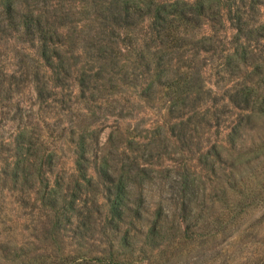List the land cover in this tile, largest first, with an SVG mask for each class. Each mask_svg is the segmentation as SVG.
Returning <instances> with one entry per match:
<instances>
[{"label": "rangeland", "instance_id": "obj_1", "mask_svg": "<svg viewBox=\"0 0 264 264\" xmlns=\"http://www.w3.org/2000/svg\"><path fill=\"white\" fill-rule=\"evenodd\" d=\"M204 1L210 7L209 16L214 21L205 20L206 23L195 30L192 37L213 36L215 44L221 45L219 40H223L225 47L228 48V40L232 38L234 30L229 27V22L224 20V17H227L230 11L234 12L241 0ZM53 4L75 11L67 19L72 23L66 28L71 33L70 41L73 45L70 42L68 44L71 49L74 47L69 54L71 56L91 43L90 36L95 35L93 28L96 27L98 31L101 25L87 21L85 17L88 14L79 13L80 0H59ZM249 4L250 0H247L246 5ZM229 7L232 9L229 10ZM220 20H223V23ZM252 20L264 22V5L260 7L259 14L255 13ZM74 24H79L76 30L73 29ZM145 25L146 23L137 25V28L131 31L135 43L131 51L123 54L118 64L112 61L106 64L100 61H87L89 54L79 59L78 66L84 65L97 72L98 79L95 83L97 89L92 93L90 101L85 102L76 98L77 89L70 80L69 87L55 90L56 94L49 95L50 99H47V102L35 98L36 92L32 83H20L21 91L14 95L17 101H13V104L16 106L18 100L21 101L23 115H29L33 122L28 129L38 133L39 123L42 127L46 126L51 134L47 146L56 151L57 162L51 178L62 182L61 196L78 193L75 189L77 176H73L74 144L71 141L78 138L79 133L85 137L90 162L88 174L95 179H97L95 163L99 162L103 155L108 158V166H121L125 170L136 168L137 162L144 169H134L139 172L134 177V182L138 189L144 190L143 194L145 187L152 186L149 195L145 194L148 200L162 197L173 202L184 201L185 204L191 201L192 206L193 202H198L199 208L205 209L207 218L210 216L211 222L207 223L206 227L196 229L202 237L185 252L175 249L179 245L177 241L167 245L166 241L163 244L156 235L150 239L146 238L144 226H149L154 221L149 212L145 211V220H126L123 224L124 232L129 233L128 242L134 252L131 264H264V189L260 192L257 190L252 200L248 198L249 200L241 204L243 207L237 203L227 205L225 201L228 203L232 201V195L223 192L226 184L233 183L235 178H241V174H247L256 164H260L257 168L259 173L264 155H259L256 159L258 154L253 153L240 158L242 161H239V158L233 160L231 156L235 155L234 153L229 155L232 149L225 139L227 113L219 115L225 110L223 107L225 101L220 99L224 90L236 85L237 82L256 83L259 77L249 74L244 67L237 69L235 74L229 70L221 71L219 51L196 54L191 43L184 51L167 50L162 39L150 37V34L146 33ZM24 38V35H15L0 44V77L2 72L8 78V74L15 71V79L22 82L27 75L29 77L36 73L38 67L35 66L38 65L34 61L35 49H28V44L22 41ZM260 41L264 44V40ZM251 45L256 48L254 51L256 56L248 62L261 64L264 47L262 48L256 40L251 42ZM168 61L172 62L170 69L175 76L188 71L189 66L193 67V70L201 68L204 89L210 88L212 92L209 96L219 98L213 106L207 101L208 93L205 92L203 101L199 99L196 103L201 106L195 114L190 108L185 111L182 117L183 126L179 124L181 121L179 118L175 119V114L168 112L169 101L162 87L157 85L150 91H143L150 83L148 64L155 67L157 63L164 65ZM157 72V69L150 72L155 80L158 79L155 75ZM109 76L112 77L111 81L106 82ZM13 82L12 86L15 89L18 82ZM160 82H164V79ZM114 108H116L114 112L120 114L119 117L109 114ZM11 128H16V123H9L0 115V171H5L6 162L13 161L9 157L11 153H7L6 147L1 143L3 137H14L15 133L11 132ZM242 134L244 139L241 137V140L237 136L235 141L244 147H249L251 142L263 141L264 114L246 124V131ZM213 145H216L214 157L209 153ZM31 154L33 158L35 149L31 150ZM250 157L253 158L252 164L246 163ZM5 158H8L7 161ZM11 167L12 164L8 168ZM169 168L171 171L166 172ZM30 170L32 167L26 170V176L21 173L17 182L12 172L6 176L0 173V256H6L4 259L10 260L16 256L14 251L18 253L23 248V251L29 252L30 255L48 254L51 256L48 261H51L62 254L76 256L81 250L93 252L108 248L114 240L115 233L112 235L107 228L104 229L100 225H89L86 229H73L66 225L60 239L54 241L48 237L44 227L54 223V212L42 209L36 200L28 199L27 194L33 184L28 173ZM160 170L162 172H158ZM263 176L262 171L257 174V179L261 180ZM164 182H171L173 187L171 189L165 187L167 183ZM102 187L101 181L97 179L91 186L82 188V196L88 200L90 208H94V205L92 206L94 200H102ZM162 190L165 191L161 195ZM145 208L143 206L141 211L146 210ZM227 210H231L228 216L235 223L224 226L216 236H212L217 226L212 222L211 216L223 213L227 219L225 215ZM177 225L176 223L169 225L168 237L175 232ZM243 226L246 230L239 234ZM191 229L195 232V227Z\"/></svg>", "mask_w": 264, "mask_h": 264}, {"label": "trees", "instance_id": "obj_2", "mask_svg": "<svg viewBox=\"0 0 264 264\" xmlns=\"http://www.w3.org/2000/svg\"><path fill=\"white\" fill-rule=\"evenodd\" d=\"M245 1L247 2V0H241L234 12L230 11L227 17H224V20L229 22V27L234 30L232 38L228 40L229 47L226 48L223 40H219L221 45L215 44L213 36L192 37L194 31L206 23L205 20L207 22L214 21L209 16L210 7L204 0H195L194 2L188 0H80L79 13L92 15V17L87 15L85 19L96 22L101 27L98 31L96 27L93 28L95 35L91 34L90 44L85 45L82 50H77L81 52H75L69 56L74 47L71 49L68 44L70 42L73 45L70 41L72 40L70 39L71 33L66 28L69 23H72L67 19L74 14V10L63 8V6L57 7V4H53L58 3L59 0H0V44L15 35H24L25 38L22 41L28 44V49H35L34 61L38 65L35 66V68L38 67L36 73L29 77L27 75L22 82L15 79V71L9 73L8 78L2 72L0 77V115L5 121L16 123V128H11V132L15 133L14 137H3L1 140L2 145L6 147L5 151L11 153L9 157L13 161L6 162L7 168L0 173L6 176L12 172L13 178L17 182L20 180V174L23 173L26 176V170L32 167L28 173L33 184L27 197L29 200H36L40 208L54 212V223L44 227V230L48 232V237L54 241L61 238V233L65 230L66 225L73 229H86L89 225H100L104 229L107 228L111 234L115 233L114 240L108 245V248L102 250L93 252L81 250V253L76 256L62 254L58 258L55 257L54 260L48 261L50 255L44 253L30 255L22 248L21 252L14 251L16 256L10 260L4 259L6 256H0L2 258L0 264H131L134 252L130 249L129 233L124 232L123 224L128 219L145 220V211L152 214L154 218L152 224L144 226L143 231L146 238L150 239L156 235L163 244L166 241L167 245L177 241L179 245L175 249L178 248L179 251L185 252L197 242L199 237H202V234L198 233L196 229L206 227L211 222L210 216H208L209 218L206 216L205 209L199 208L198 202H193L192 206L191 201L185 204L184 201L173 202L162 197H157L154 200L149 198L150 200H148L146 195L152 191V186L145 187V195L143 194L144 190L138 189L134 182V177L139 174L138 170L144 169L136 161H133L136 162V168L127 170L121 166H108L106 155H103L100 161L95 163L97 166V168L95 166L96 178L101 181L103 192L102 200H94L92 204L94 208H90L88 200L82 196V188L91 186L97 179L88 174V163L90 162L83 134L78 133V138L71 141L74 144L75 174L73 176H77L75 189L78 190V193L61 196L62 182L51 178L57 163L55 162L56 151L47 146L51 134L46 126L42 127L39 123H37L38 133L28 129L33 122L29 115H23L20 100L14 106L13 101H17L14 99V95L16 96L21 91L20 83H32L36 92L35 98L41 102H47V99H50L49 95L56 94L55 90L69 87V81L72 80L74 88L77 89L76 98L85 102L90 101L92 93L97 89L95 86L98 79L97 72L84 65L78 66L79 59L89 54L86 58L87 61H100L103 64L112 61V63L118 64L124 56L123 54L131 51L135 43L131 31L136 29L137 25L146 23V33L150 34V37L162 39L163 46L167 50L184 51L191 43L196 54L219 51L221 71L229 70L235 74L237 69L244 67L246 72L259 77V81L256 83L237 82L236 85L224 90L220 99L225 101L223 104L225 110L219 113V115L227 113L225 139L232 149L229 151V155L233 153L235 155L231 156L232 159L236 161V158H239V161H242L240 158L253 153L258 154L256 156L258 159L259 155H264V140L251 142L249 147H244L235 141L237 136L241 140L244 139L242 133L246 131V124L264 114V58L261 60V56V64L248 62L256 56L254 53L256 48L251 45V42L256 40L262 48L264 47L260 41L264 40V22L252 20L255 13L256 15L260 13V7L264 5V0H250L249 5H246ZM220 22L223 23V20ZM77 25L79 24H74L73 29L76 30ZM171 66V61L164 65L157 63L155 67L149 63L150 83L143 91H150L157 85L162 87L169 101L168 112L175 114V119L179 118L181 120L179 124L183 126L182 117L185 115V111L190 108L195 114L201 106L196 103L199 99L203 101L202 97L205 92L208 93L207 101L213 106L216 105L219 98L209 96L212 92L210 88L204 89L201 68V70L199 68L193 70V67L189 66L187 67L188 71L175 76L171 72ZM156 69L158 70L155 74L157 80L150 74L152 70ZM74 72L76 74H73ZM217 74L219 73L217 72ZM102 78L105 79L104 76ZM111 78L109 76L106 82H110ZM161 79H164V82H160ZM13 81L18 82L15 84V89L12 86ZM115 109L109 114L119 117L120 114H116ZM46 133L48 134L46 135ZM215 147L216 145H213L209 150L213 157L216 156ZM221 147L223 148V146ZM32 149H35L33 158L31 156ZM5 159L7 161L8 158ZM252 159L250 157L246 163H254ZM11 164L12 167L9 169ZM261 164L259 173L262 171L264 173V156L261 159ZM259 165L251 167L247 174H241V178H235L233 183H228L223 187L224 194L232 195V201L229 203L225 201L227 205L237 203L243 207L241 204L249 200L248 198L252 200L257 190L260 192L261 189H264V176L261 180L257 179ZM170 171L171 168L166 172ZM158 172H162V170ZM164 183H167L168 186L164 185L167 188L173 187L171 182ZM164 191H160L161 195ZM61 202L62 204H60ZM143 206L146 207V210L141 211ZM230 212L231 210H227L225 214L227 219L222 215L223 213L211 216L212 222L217 226L212 232V236H216L224 226L235 223L228 216ZM174 223L178 224L177 228L168 237L169 225ZM225 223L226 225H224ZM192 227H195V232L191 229ZM243 230H246L244 226L238 233L240 234Z\"/></svg>", "mask_w": 264, "mask_h": 264}]
</instances>
